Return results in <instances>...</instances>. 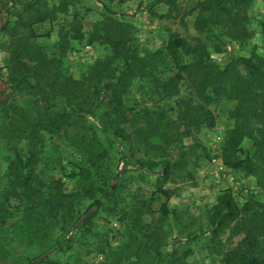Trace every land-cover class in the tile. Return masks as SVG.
I'll return each instance as SVG.
<instances>
[{
  "label": "rangeland",
  "instance_id": "rangeland-1",
  "mask_svg": "<svg viewBox=\"0 0 264 264\" xmlns=\"http://www.w3.org/2000/svg\"><path fill=\"white\" fill-rule=\"evenodd\" d=\"M196 1L200 0H173V5L167 6L164 0H72L65 13L33 26L31 42L54 61L53 68L59 75L79 80L94 62L111 57L109 46L101 40L102 21L110 18L122 23L128 34L129 54L139 61V70L123 96L127 117L137 121L122 126L130 134L144 124L145 115L163 110L174 119L179 106L199 102L182 82L169 97L165 96L164 86L174 73L164 51L167 38L177 34L189 44L195 43L194 14L186 15V11ZM9 7L8 2L4 7L7 10L0 14V26L7 22L8 31L22 30L16 23L18 4ZM247 17L251 38L243 45L230 42L222 54L211 53V60L218 66L234 56L247 57L252 47L264 59V0H250ZM76 20L80 23L79 34L75 33ZM7 33L0 31V106L9 93L4 81ZM234 104L224 98L207 104L211 126L201 124L190 135L177 136L168 143L164 155L153 150L144 154L141 148L130 157L126 144L102 132L87 117L85 125L93 127L107 153L95 167H90L76 147L78 142L72 141L70 129L57 134L39 133L42 145L35 174L47 187L55 182L62 202H70L72 211L66 215L64 210H58L55 219L36 221L35 215H23L21 205L10 197L6 203L9 214L0 226V264H164V254L173 248L178 253L190 250L183 264H222V254L232 250L240 237H230V225L210 240L206 213L223 192L233 198L239 209L264 200V192L253 177L231 171L219 159L226 134L234 125L228 117ZM257 114L249 119V134L241 141L238 155L261 166L263 153L252 143L264 142V111ZM181 131L178 127L176 133ZM13 159L0 139V194L7 187L5 171ZM163 160L171 167L163 169ZM82 188L91 189V195L79 196ZM160 205L166 209L165 217L160 214ZM94 209L87 232L82 230L85 227L73 226L85 211ZM113 222L116 229H112ZM257 241L264 250V236Z\"/></svg>",
  "mask_w": 264,
  "mask_h": 264
},
{
  "label": "trees",
  "instance_id": "trees-1",
  "mask_svg": "<svg viewBox=\"0 0 264 264\" xmlns=\"http://www.w3.org/2000/svg\"><path fill=\"white\" fill-rule=\"evenodd\" d=\"M8 2L10 9L18 4L16 23L22 30L17 31L14 24L16 30L8 31L7 22L0 26V31L8 32L4 81L5 91L9 92L7 101L0 106V139L14 156L5 171L7 187L0 194V226L4 225L9 214L6 203L10 197L21 205L23 215H35L36 221L44 218L53 220L58 210H64L66 215L72 211L70 202H62L56 183L51 182L47 187L35 174L42 145L39 133L57 134L70 129L72 141L78 142L76 147L86 156L90 167H95L107 153L99 144L93 127L85 125L87 117L92 118L102 132L110 134L120 144H126L130 157L133 151L141 148L144 154L153 150L164 155L168 143L174 142L177 136L190 135L201 124L211 126V115L205 107L217 98L235 103L228 114L234 125L227 132L220 149L221 164L244 177H253L264 192L263 139L252 143L263 153L261 166L238 155L241 141L249 134V119L264 111V59L256 55L254 47L247 57H231L221 66L210 58L211 53H224L230 42L243 45L251 38L246 28L250 0H200L186 11V15L194 14L192 27L197 38L194 44H189L177 34L168 36L164 51L174 73L165 81V96L169 97L182 82L193 91L199 102L179 106L174 119L167 117L163 110L150 113L148 117L145 115L144 124L130 134L122 126L136 120L135 117H127L123 96L136 70H139V61L134 54H129L126 27L114 19L102 21L101 40L109 46L111 57L103 62H94L84 76L74 80L59 75L53 68L54 61L31 42L33 26L54 19L55 14L65 13L72 0H57L56 3L50 0H4L0 2V14L7 10L4 7ZM164 2L167 6L173 5V0ZM75 27V33L79 34L78 20ZM178 127L182 131L176 133ZM155 138L157 143L152 140ZM161 166L163 169L171 167L165 160ZM91 193V189L82 188L79 196H90ZM93 204L99 206L97 201ZM254 205L239 209L233 198L223 192L206 213L210 240H215L230 225V237H240L232 250L222 254V264H264V250L257 241L259 236H264V200ZM159 207L160 214L165 217V207ZM95 212V209L85 211L73 226L85 227L82 230L87 232ZM154 252L158 254L156 247ZM190 253V250L178 253L173 248L164 254L162 262L183 264Z\"/></svg>",
  "mask_w": 264,
  "mask_h": 264
},
{
  "label": "built area",
  "instance_id": "built-area-1",
  "mask_svg": "<svg viewBox=\"0 0 264 264\" xmlns=\"http://www.w3.org/2000/svg\"><path fill=\"white\" fill-rule=\"evenodd\" d=\"M111 226H112V229H116L117 228V225L115 222L111 223Z\"/></svg>",
  "mask_w": 264,
  "mask_h": 264
}]
</instances>
